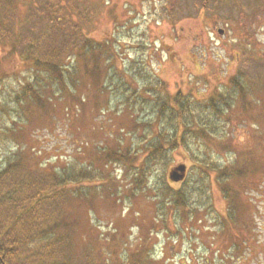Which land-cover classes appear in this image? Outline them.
<instances>
[{"label":"rangeland","instance_id":"obj_1","mask_svg":"<svg viewBox=\"0 0 264 264\" xmlns=\"http://www.w3.org/2000/svg\"><path fill=\"white\" fill-rule=\"evenodd\" d=\"M101 1L104 10L90 35L115 43L117 51L110 82L114 91L107 103L82 73V84L72 86V92L53 97L47 90L51 102L46 110L32 107L24 118L20 107L26 105L17 106L15 95L28 77L26 67L0 42V112H7L0 120V169L21 152L25 169L38 164L61 168L75 160L92 171L94 178L80 185L87 198L74 199L67 207L75 219L72 254L89 259L87 264H264V73H259L264 72V0H245L239 10L207 3L201 12L199 0H173V18L159 17L163 0ZM240 70L255 91L235 100L228 118L220 122L219 133L225 137L209 142V149L191 139V154L181 148L155 164L148 189L139 190L128 168L131 157L138 155L129 153L144 150L146 144L139 141L157 131L162 93L156 101L154 93L135 96L134 90L158 78L162 98L183 94L205 116L207 100L225 91ZM129 94L133 107H124ZM136 121L154 124L134 128ZM117 149L128 155L127 168L115 158L106 161L102 153ZM208 152L210 161L227 167L239 157L234 166L239 173L229 168L239 176L227 182L238 207L233 219L231 204L222 196L224 186L213 177L209 189L207 184L200 189L190 172ZM138 157L140 166L142 154ZM180 166L186 167L184 173L178 172ZM174 172L184 178L173 181ZM163 185L190 189L191 203L205 209L193 217L172 207L162 213V202L155 199ZM207 203L213 205L210 212Z\"/></svg>","mask_w":264,"mask_h":264},{"label":"trees","instance_id":"obj_2","mask_svg":"<svg viewBox=\"0 0 264 264\" xmlns=\"http://www.w3.org/2000/svg\"><path fill=\"white\" fill-rule=\"evenodd\" d=\"M163 1L159 17L173 18L174 11L169 9L170 1L173 0ZM244 1L199 0L197 12H201L200 6H206L207 3H221L239 10ZM23 10L24 15L21 16ZM103 10L104 3L101 0H0V42L9 48V56L21 60L28 75L25 82L20 83L21 89L15 95L17 106H24L22 103L26 105L20 107L24 118H29L32 107L46 110V104L51 102L47 90L53 97L72 92V86L77 88L82 84V73L91 79L107 103L114 91L110 82L113 62L117 57L116 46L109 41L98 42L90 35L95 18ZM259 73L263 75L264 72ZM246 79L247 76L240 70L225 85V91L219 90L207 100V105L202 109L205 116H201L200 109H194L190 98L183 94L162 98L165 92L163 82L158 78L157 82L146 81L145 85L134 90L135 96L154 93L152 98L156 101L162 93L161 107L156 114L160 119L157 131L154 134L147 133L148 136L139 141L146 144L144 150L136 149L129 153L133 156L142 154L140 166L138 156L131 157L133 162L128 163L134 184L139 186V190L146 192L148 189L147 183L155 164L166 160L181 148L191 154V139L195 143L202 142L209 149L212 140L225 137L223 132L219 133L223 128L220 122L228 118L236 104L235 100H244L250 92L255 91V87ZM127 85V91L131 90V84L128 82ZM131 97L130 94L126 96L122 106H131ZM6 113L1 110L0 120ZM153 124L136 121L134 128L140 125L147 129ZM102 153L106 161H114L115 158L118 161L115 163L126 167L128 155L122 156L118 149ZM209 153L204 159L198 157L190 172H195L199 180L196 186L199 185L200 189L205 184L209 189L213 177L224 186L222 196L231 204L228 213L233 219L238 207L234 203V193L227 188V182L231 177L239 176L237 173L232 175V169H229L233 167L239 173L234 168L239 157L236 155L234 162L227 167L210 161ZM241 153L246 159L250 158ZM21 155L18 152L0 169V264H87L89 259L81 261L72 254L75 244L70 229L75 219H71L67 207L74 199L87 198V191L81 186L83 182L94 178L92 171L82 168L75 160L61 168L38 164L36 169H25L24 164H27ZM246 170L242 169L241 173ZM155 200L162 202V213L165 208L172 207L176 212L193 217L194 213L202 212L201 208L205 209L204 204L198 206L191 203V190L184 187L179 190L167 185L158 186ZM206 207L207 212H210L213 205L207 203ZM240 208H243L242 204Z\"/></svg>","mask_w":264,"mask_h":264},{"label":"water","instance_id":"obj_3","mask_svg":"<svg viewBox=\"0 0 264 264\" xmlns=\"http://www.w3.org/2000/svg\"><path fill=\"white\" fill-rule=\"evenodd\" d=\"M220 33H222V31ZM185 168L186 167H184V166H180V167L177 168V170H178L179 173H184V171L186 170ZM179 173H175V175L172 176V180L173 181H179V180H182L184 178V175L183 174H179Z\"/></svg>","mask_w":264,"mask_h":264}]
</instances>
